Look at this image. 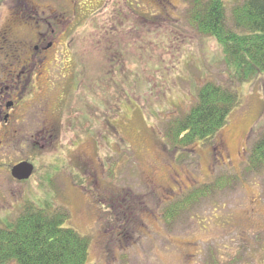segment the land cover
Returning <instances> with one entry per match:
<instances>
[{"label":"rangeland","instance_id":"1","mask_svg":"<svg viewBox=\"0 0 264 264\" xmlns=\"http://www.w3.org/2000/svg\"><path fill=\"white\" fill-rule=\"evenodd\" d=\"M195 1L205 0L77 1L90 21L69 53L83 73L66 74L60 98L65 84L51 72L48 98L24 108L34 116L13 124V143L0 145V163L35 154L50 166V181H11L0 169V227L24 207L49 202L68 214L65 227L89 239L87 264H264V166L248 167L252 146L264 137V73L229 79L217 42L191 20ZM245 1L222 0L229 27L232 9ZM8 18L0 7V32ZM93 20L101 29L93 33L97 47L87 36ZM68 42H60L67 55ZM58 52L51 66L65 61ZM207 82L233 88L235 108L211 140L172 146L166 126ZM43 126L49 135L38 142ZM223 180L224 191L164 223L172 199Z\"/></svg>","mask_w":264,"mask_h":264},{"label":"trees","instance_id":"2","mask_svg":"<svg viewBox=\"0 0 264 264\" xmlns=\"http://www.w3.org/2000/svg\"><path fill=\"white\" fill-rule=\"evenodd\" d=\"M224 11L222 0L195 1L191 20L200 33L217 42L229 79L247 82L264 73V0H246L234 7L231 27ZM237 100L233 88L203 84L191 108L166 126L164 137L182 149L211 140L224 127ZM263 166L264 137L252 146L248 164L257 172ZM224 182L191 188L172 199L163 210V222L170 226L185 217L195 202L224 191ZM24 208L16 219L0 227V264H87L89 239L65 227V210L49 202Z\"/></svg>","mask_w":264,"mask_h":264},{"label":"flooded vegetation","instance_id":"3","mask_svg":"<svg viewBox=\"0 0 264 264\" xmlns=\"http://www.w3.org/2000/svg\"><path fill=\"white\" fill-rule=\"evenodd\" d=\"M64 1L54 5L33 0H0V7L6 6L11 23L3 25L0 32V145L13 143V137L18 133L16 129H11L13 124L30 121L34 116L24 112V108L29 109L32 101L48 98L46 87L51 80V72L60 73L61 86L65 84L64 79L68 80L65 77L67 73L72 72L76 78L78 74L83 73L80 72L81 69L78 70V65L76 66L79 57L69 53V43L74 40V36H84L90 19H86L82 14L77 5L78 0H69L66 3ZM116 18L115 12L109 24H114ZM91 27L92 33L87 36L92 38L93 45L97 47L98 42L96 43L93 33H101V29L95 20L92 21ZM108 29L110 30V26ZM107 32L105 30L104 33ZM67 40L68 55L65 46L60 43ZM57 48L60 51L58 55L66 59L60 65L51 66L53 61L50 56ZM67 85L62 87L60 98L62 92L66 93ZM47 117L54 120L51 115ZM46 135H49V131L47 126H43L36 134V141H44ZM21 163L32 167L28 179L17 180L11 175L12 169ZM43 166L45 165L40 157L35 154L14 163H0V169L10 171L8 174L12 178L11 181H50L47 177L50 166L39 169Z\"/></svg>","mask_w":264,"mask_h":264},{"label":"water","instance_id":"4","mask_svg":"<svg viewBox=\"0 0 264 264\" xmlns=\"http://www.w3.org/2000/svg\"><path fill=\"white\" fill-rule=\"evenodd\" d=\"M32 167L26 163H21L15 166L12 171L11 175L13 178L17 180L28 179L31 175Z\"/></svg>","mask_w":264,"mask_h":264}]
</instances>
